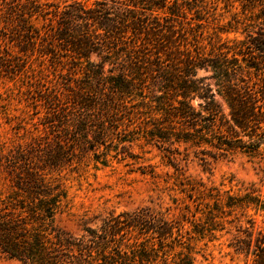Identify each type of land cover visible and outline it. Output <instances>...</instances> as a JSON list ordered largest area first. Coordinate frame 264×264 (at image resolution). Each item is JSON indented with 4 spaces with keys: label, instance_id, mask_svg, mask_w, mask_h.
<instances>
[{
    "label": "trees",
    "instance_id": "obj_1",
    "mask_svg": "<svg viewBox=\"0 0 264 264\" xmlns=\"http://www.w3.org/2000/svg\"><path fill=\"white\" fill-rule=\"evenodd\" d=\"M224 8L231 20L209 33L221 17L211 0H0V75L26 76L43 132L0 153L1 256L22 264H193L196 242L229 235L232 256L264 264L257 190H223L180 172L192 159H264V0ZM229 32L245 38L222 40ZM142 146L174 169L184 194L181 204L174 199L177 215L149 207L110 214L80 237L57 227L69 203L64 171L85 159L103 167L133 159Z\"/></svg>",
    "mask_w": 264,
    "mask_h": 264
},
{
    "label": "rangeland",
    "instance_id": "obj_2",
    "mask_svg": "<svg viewBox=\"0 0 264 264\" xmlns=\"http://www.w3.org/2000/svg\"><path fill=\"white\" fill-rule=\"evenodd\" d=\"M76 1L91 6L97 0ZM211 1L217 5V13L221 17L212 25L210 23V28L207 29L209 33L217 31L218 27H226L231 20L230 14L224 8L228 3H232L234 11L237 12L241 11L242 3V0ZM38 27L41 25L38 24ZM220 37L222 40H243L245 35L229 32L220 34ZM204 43L207 44V41ZM89 59L94 63L99 62L95 53H91ZM34 67L37 69V64ZM48 72H51L50 68ZM209 75L210 73L204 70L198 71V77ZM26 80L25 75L13 70H9L7 74L3 70L1 72L0 153H6L19 143L29 142L32 136L43 134L38 120L42 114L35 115L29 105L31 100L28 98ZM206 82L211 83L210 80ZM131 153L134 155L133 159H110L106 167L85 159L75 171L62 173L65 175L69 203L65 211L56 217V225L60 230L73 237H80L84 235V228L98 229L102 220L110 214L132 212L144 207L156 212L169 209V215L178 214L174 199L181 204L184 194L174 187V169L167 165L155 147H133ZM180 168L184 176L207 185L233 191L252 187L264 198V159L236 154L210 161L206 166L197 159H192L187 164L182 163ZM1 183L3 184V181L0 178V187H5ZM191 210H194L193 206ZM254 218L256 227L264 228L261 217ZM229 240V235H222L212 242H196L193 264H242L240 259L229 253L226 247ZM0 264L22 263L0 255Z\"/></svg>",
    "mask_w": 264,
    "mask_h": 264
}]
</instances>
